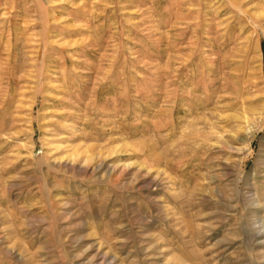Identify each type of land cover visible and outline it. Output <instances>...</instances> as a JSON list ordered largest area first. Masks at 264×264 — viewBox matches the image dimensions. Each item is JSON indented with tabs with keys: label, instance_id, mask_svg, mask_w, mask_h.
<instances>
[{
	"label": "rangeland",
	"instance_id": "obj_1",
	"mask_svg": "<svg viewBox=\"0 0 264 264\" xmlns=\"http://www.w3.org/2000/svg\"><path fill=\"white\" fill-rule=\"evenodd\" d=\"M264 0H0V264H264Z\"/></svg>",
	"mask_w": 264,
	"mask_h": 264
},
{
	"label": "bare ground",
	"instance_id": "obj_2",
	"mask_svg": "<svg viewBox=\"0 0 264 264\" xmlns=\"http://www.w3.org/2000/svg\"><path fill=\"white\" fill-rule=\"evenodd\" d=\"M263 233H264V228L262 227V228H260V230H258L257 234L258 235H263Z\"/></svg>",
	"mask_w": 264,
	"mask_h": 264
}]
</instances>
